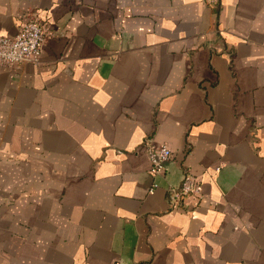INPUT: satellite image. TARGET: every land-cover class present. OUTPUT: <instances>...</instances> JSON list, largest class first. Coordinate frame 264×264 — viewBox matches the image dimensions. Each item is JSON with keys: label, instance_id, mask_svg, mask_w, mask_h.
<instances>
[{"label": "crops", "instance_id": "1", "mask_svg": "<svg viewBox=\"0 0 264 264\" xmlns=\"http://www.w3.org/2000/svg\"><path fill=\"white\" fill-rule=\"evenodd\" d=\"M31 18L39 63L0 65V264H264V0H0V35Z\"/></svg>", "mask_w": 264, "mask_h": 264}, {"label": "built area", "instance_id": "2", "mask_svg": "<svg viewBox=\"0 0 264 264\" xmlns=\"http://www.w3.org/2000/svg\"><path fill=\"white\" fill-rule=\"evenodd\" d=\"M211 6L219 0H204ZM44 41L41 25L35 18L24 23L14 35H0V65L14 66L22 62L38 64L40 61V46ZM144 147V146H143ZM146 152L151 162V172L161 173L163 162L172 155L171 151L164 145L157 148L146 147ZM193 196L191 208L199 204L201 197L200 187L196 180L187 174L181 184L168 190L167 202L172 209L183 208L186 197Z\"/></svg>", "mask_w": 264, "mask_h": 264}]
</instances>
